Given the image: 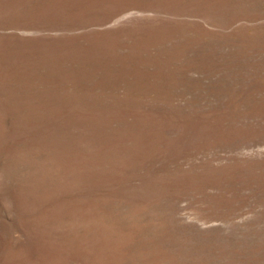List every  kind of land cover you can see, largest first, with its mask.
Returning a JSON list of instances; mask_svg holds the SVG:
<instances>
[{
    "label": "rangeland",
    "instance_id": "374dc122",
    "mask_svg": "<svg viewBox=\"0 0 264 264\" xmlns=\"http://www.w3.org/2000/svg\"><path fill=\"white\" fill-rule=\"evenodd\" d=\"M0 264H264V0H0Z\"/></svg>",
    "mask_w": 264,
    "mask_h": 264
}]
</instances>
